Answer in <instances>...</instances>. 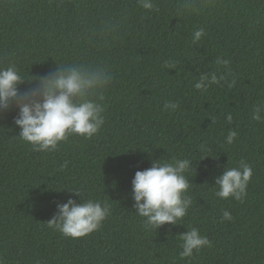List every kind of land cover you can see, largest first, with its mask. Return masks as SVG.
Wrapping results in <instances>:
<instances>
[{
    "label": "trees",
    "instance_id": "trees-1",
    "mask_svg": "<svg viewBox=\"0 0 264 264\" xmlns=\"http://www.w3.org/2000/svg\"><path fill=\"white\" fill-rule=\"evenodd\" d=\"M153 2L158 12L137 0H0V66L15 63L31 79L87 62L113 75L100 101L105 123L92 139L71 135L57 151L35 152L19 138L16 112L0 120L4 264H264V123L251 119L264 100V0H198L192 14L180 11L184 0ZM200 28L207 35L193 43ZM218 57L230 61L231 74ZM213 71L234 87L195 89ZM170 101L178 110L165 111ZM232 130L238 138L229 145ZM183 158L194 168L187 215L146 229L132 199L135 172ZM241 159L253 168L247 195L217 197L215 178ZM73 191L111 206L101 228L80 239L47 226L58 204L82 202ZM225 211L232 221H223ZM191 227L212 247L180 260L179 236Z\"/></svg>",
    "mask_w": 264,
    "mask_h": 264
},
{
    "label": "clouds",
    "instance_id": "clouds-1",
    "mask_svg": "<svg viewBox=\"0 0 264 264\" xmlns=\"http://www.w3.org/2000/svg\"><path fill=\"white\" fill-rule=\"evenodd\" d=\"M141 9L159 11L153 0H137ZM198 0H184L180 11L192 14L199 11ZM110 32L103 33L106 38ZM207 33L203 28L193 33V43L199 42ZM217 66H223L230 73V61L217 58ZM176 61H166L165 68H175ZM232 88L235 80L229 81L227 75L201 74L194 87L206 92L212 85ZM113 82V75L108 67L87 62L58 65L47 75L25 78L15 63L0 66V120L11 112H16L13 123L19 128V138L31 144L35 152H54L60 144L71 135L92 139L99 133L105 123L104 107L100 103L104 94ZM26 85L24 91L21 86ZM176 102H166L165 111L178 110ZM228 123L233 116H226ZM251 119L264 123V100L254 106ZM215 122V118H213ZM238 138L237 131H229L227 144H233ZM201 151H207L202 145ZM67 167L65 163L62 169ZM194 171L193 162L188 158L171 161L153 160L151 167L135 172L132 180V199L135 213L143 218L148 230H158L162 226L177 225L188 213L192 197L188 195L190 183L187 173ZM253 177V168L244 159L237 167H226L223 173L215 178L218 191L215 195L221 199L233 198L243 201L247 188ZM81 197L82 202L69 198L67 203L57 205L58 212L47 222V226L63 236L73 239L84 238L98 231L102 223L111 214L107 202L85 199L79 191H73ZM228 212L223 213V221H232ZM182 251L179 259H191L194 253L203 248H211L212 243L201 235L196 227L187 229L179 236ZM0 264H4L0 260Z\"/></svg>",
    "mask_w": 264,
    "mask_h": 264
}]
</instances>
